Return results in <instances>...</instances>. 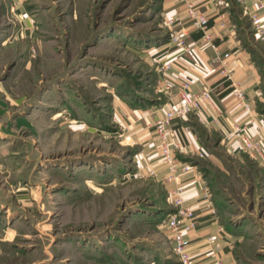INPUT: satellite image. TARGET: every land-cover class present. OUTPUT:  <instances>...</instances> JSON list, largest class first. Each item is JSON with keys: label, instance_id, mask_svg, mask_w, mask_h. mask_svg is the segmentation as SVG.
I'll return each mask as SVG.
<instances>
[{"label": "rangeland", "instance_id": "rangeland-1", "mask_svg": "<svg viewBox=\"0 0 264 264\" xmlns=\"http://www.w3.org/2000/svg\"><path fill=\"white\" fill-rule=\"evenodd\" d=\"M158 5L0 0V264H178L167 190L137 161L134 110L156 102L151 50L168 36ZM251 159L226 153L209 177L240 264H264Z\"/></svg>", "mask_w": 264, "mask_h": 264}, {"label": "crops", "instance_id": "crops-1", "mask_svg": "<svg viewBox=\"0 0 264 264\" xmlns=\"http://www.w3.org/2000/svg\"><path fill=\"white\" fill-rule=\"evenodd\" d=\"M192 1L208 17L209 39H203L202 31L191 25L180 0H158L167 31L166 21L179 19L178 27L185 33L190 50L183 51L168 37L158 43L163 45L150 49L153 62L149 71L156 102L149 103V107L141 104L134 110L140 111L135 114L140 126L137 136L144 144L137 161L140 170L148 171L165 186L166 214L176 211L167 201L168 192L183 188V202L194 209L196 218L193 229L185 232L192 264H212L216 257H221L223 264H240L243 233L222 218L209 175L213 176L215 166L223 169L219 159L226 153L238 160L241 153L250 157L242 148V133L259 139L264 149V112L260 109L264 100V39L253 35L249 21V13L257 10L264 24V7L259 8L264 0H245L243 5L236 0H224L226 5L219 4L220 0ZM224 53L229 56L224 57ZM182 81H188L193 92L206 87L211 91L199 108L190 110L172 125V135L181 137L183 143L182 150L175 154L190 167L180 171L174 180H167L153 133V119L174 99ZM233 85L243 88L248 106L234 96ZM210 235L219 245L217 250L206 241Z\"/></svg>", "mask_w": 264, "mask_h": 264}, {"label": "built area", "instance_id": "built-area-1", "mask_svg": "<svg viewBox=\"0 0 264 264\" xmlns=\"http://www.w3.org/2000/svg\"><path fill=\"white\" fill-rule=\"evenodd\" d=\"M185 7L186 18L189 19L191 25L203 33V39H209L210 27L208 17L198 6H195L192 0H180ZM240 4H244L245 0H236ZM219 4L226 5L224 0H220ZM264 7V2L259 3V8ZM249 21L252 33L258 39H264V24L261 21L257 10L249 13ZM168 29V40L183 51L189 52L190 45L185 39V33L182 28L178 27L179 19H170L166 21ZM224 57L229 54L224 53ZM232 93L238 99L243 101L245 106H248L242 87L233 85ZM211 91L210 87L203 88L199 92H193L189 88L188 81H182L178 85V90L173 100L169 101L167 108L154 119V133L157 141V148L166 170L165 177L167 180H174L178 173L188 171L190 165L186 162H181L175 152L181 151L183 147L182 139L179 136L172 135V125L175 120L197 109L201 103L208 98ZM242 148L250 158L259 160L264 167V149L259 139L241 134ZM204 153H199V156H204ZM153 174L154 171L150 170ZM167 201L176 209L173 213H168L162 218L163 226L168 230L173 242L172 251L178 259V264H192L193 258L188 247V241L185 232L192 230L196 222L194 209L191 206L185 205L183 202V188L176 187L168 192ZM208 243H212V247L217 250L219 245L214 242L210 235L206 238ZM212 264H223L221 257H216L212 260Z\"/></svg>", "mask_w": 264, "mask_h": 264}]
</instances>
